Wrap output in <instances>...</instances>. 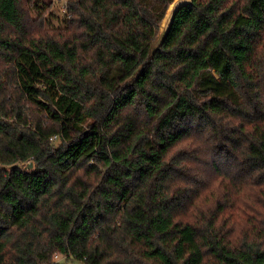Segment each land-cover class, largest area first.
Here are the masks:
<instances>
[{"label":"clouds","instance_id":"obj_1","mask_svg":"<svg viewBox=\"0 0 264 264\" xmlns=\"http://www.w3.org/2000/svg\"><path fill=\"white\" fill-rule=\"evenodd\" d=\"M216 252L264 264V0H0V264Z\"/></svg>","mask_w":264,"mask_h":264},{"label":"trees","instance_id":"obj_2","mask_svg":"<svg viewBox=\"0 0 264 264\" xmlns=\"http://www.w3.org/2000/svg\"><path fill=\"white\" fill-rule=\"evenodd\" d=\"M6 15L9 16V18H11V14L10 13H6ZM24 55V59H28L30 60V57H28L26 54H22ZM31 69L37 76L40 75L39 70L36 68L35 66V62L31 61L27 68L22 69L25 74H28V69ZM27 87L31 90L34 89L35 86L32 84L27 85ZM71 105H69V108L67 110L71 111ZM204 203H207V198H205ZM217 207L219 209H221L222 211H224V205L221 204L219 201H217ZM247 210V212L245 211ZM228 215H226L222 220L221 223L224 225H228V224H232L233 228L238 227L239 225L246 223L247 219H248V214L251 212V208L249 207L247 201H243L242 206L240 204L234 205L233 207H231L230 209L227 210ZM154 224L155 227L159 228L161 231H163L164 229H167L168 231H174L177 233H182L183 234V239L189 243H194V232L192 227H190L188 224H185L184 221L181 220H177L175 225L172 226V228H168V222L167 221H154L151 222ZM233 228H229V232L233 231ZM215 247L213 246L212 249H210L209 251H215ZM215 259L218 260H223L224 264H233L234 262V258L233 257H228L227 259H225V256L221 255L220 252H216L215 255ZM264 259V258H261ZM203 260V256L202 255H198V256H194L192 259V264H201Z\"/></svg>","mask_w":264,"mask_h":264}]
</instances>
